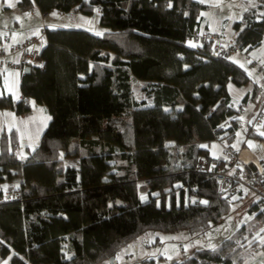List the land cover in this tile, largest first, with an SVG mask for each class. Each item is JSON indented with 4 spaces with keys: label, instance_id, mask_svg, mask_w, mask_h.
Returning a JSON list of instances; mask_svg holds the SVG:
<instances>
[{
    "label": "trees",
    "instance_id": "1",
    "mask_svg": "<svg viewBox=\"0 0 264 264\" xmlns=\"http://www.w3.org/2000/svg\"><path fill=\"white\" fill-rule=\"evenodd\" d=\"M17 5L22 11L35 6L42 15L55 10L89 16L96 10L108 31L45 28L40 66L21 72V99L0 96V109L27 113L33 102L49 114L26 155L17 153L15 132L0 135V196L4 187L19 192L0 200V264L6 258L10 264H99L111 257L115 262L143 233L194 235L220 221L233 195L218 193L214 176L195 171L194 164L198 156L216 159L202 143L231 147L240 112L226 87H240L249 76L211 43L187 44L193 30L205 31L199 16L208 6L196 0ZM230 29L229 38L241 48L264 43V0L245 9ZM133 81L141 83L139 98L132 94ZM244 131L260 138L249 124ZM178 182L194 186L207 203L177 205ZM247 212L254 215L245 226L215 247L168 264H243L246 242L264 250L251 232L261 225L264 234V214L256 201Z\"/></svg>",
    "mask_w": 264,
    "mask_h": 264
},
{
    "label": "crops",
    "instance_id": "2",
    "mask_svg": "<svg viewBox=\"0 0 264 264\" xmlns=\"http://www.w3.org/2000/svg\"><path fill=\"white\" fill-rule=\"evenodd\" d=\"M17 1L18 0H7L6 2V0H0V46L2 45V38L4 36H7L12 44H16L22 42L32 34H39L38 32L41 28H57L61 23L59 22L61 16H65L69 21L79 25L88 24L90 21L88 16L73 12L61 14L53 10L47 15H42L35 6L30 10L22 11L19 9ZM196 1L201 2V0ZM8 3L14 4L15 6L9 7L7 6ZM201 3L206 4L208 8L200 13L199 29L215 30L217 27H222L223 30L227 34L230 33L228 35L231 36L230 21L220 20L214 15H209L210 9L215 8L217 5L221 4L222 1L203 0ZM53 13L56 15H53ZM43 44L44 41H39L35 47L39 49ZM249 55L255 58L258 63L264 64V43L257 48L250 49ZM233 59H240L245 63V66H250L242 57H233ZM243 68L249 76V81L240 87L235 85L229 87V83L226 87L232 105L240 112L237 116L240 119V125L236 131V137L231 147L239 149L241 160L253 166L260 157L264 158V136L260 135V138L257 139L250 138L246 136L244 130L245 126L249 124L252 116L257 111L262 97H264V75L257 70V74L252 75L248 73V68ZM253 68L256 69V67ZM20 78L21 72L7 69L0 70V96L8 95L13 101L21 99L19 90ZM30 104L31 110L27 113L17 114L14 109H0V135L3 132H15L20 144L17 153L20 155H26L27 150H32L37 145L43 130L49 122V114L44 106L36 105L33 102H30ZM255 131L258 133L264 132L262 130ZM248 141H251L256 147H249ZM202 145L203 143L200 144L201 147H203ZM234 145L235 147H233ZM222 154L224 155L223 146ZM2 187H4V185ZM233 196L234 200H244L248 202L244 205V216L246 220H250L254 213L249 214L247 208L251 203L256 201V197L246 191H241ZM261 258L262 262H264V256Z\"/></svg>",
    "mask_w": 264,
    "mask_h": 264
},
{
    "label": "built area",
    "instance_id": "3",
    "mask_svg": "<svg viewBox=\"0 0 264 264\" xmlns=\"http://www.w3.org/2000/svg\"><path fill=\"white\" fill-rule=\"evenodd\" d=\"M44 38V28H41L39 34H32L16 44H12L10 39L4 36L0 46V70L23 72L26 66L30 68L40 66L38 49L35 46L39 41H44ZM188 39L196 45L209 42L221 58L242 57L248 65L256 67L258 72H264V64H258L257 60L249 55V49L241 48L232 41L222 27L208 31L193 30ZM249 127L253 130L264 131V97L252 116ZM194 170L213 175L218 193L237 195L241 191L250 192L256 197L257 211L264 214V158L260 157L253 166H250L241 160L239 149L224 148L223 157L213 161H209L204 156H198ZM175 186L174 197L177 205L180 203L183 205L205 204L201 201L206 200L196 195L194 186L189 187L179 182ZM17 197H19L18 191L4 187L0 200H11ZM166 205H168L167 200Z\"/></svg>",
    "mask_w": 264,
    "mask_h": 264
},
{
    "label": "rangeland",
    "instance_id": "4",
    "mask_svg": "<svg viewBox=\"0 0 264 264\" xmlns=\"http://www.w3.org/2000/svg\"><path fill=\"white\" fill-rule=\"evenodd\" d=\"M221 4L215 8L210 9L209 15H214L220 20L235 21L240 18L241 13L248 7L254 5L256 0H220ZM87 16V15H86ZM90 21L88 24H74L69 21L67 17L61 16L59 19L58 28H82L97 35H102L108 31L107 27L101 26L98 23V12L94 10L93 15L88 16ZM68 20V21H67ZM39 33V32H38ZM230 34V33H228ZM187 44L192 46L191 41H187ZM243 67L248 68V73L256 75V69L252 66H245V63L240 59L236 60ZM233 86L229 83L228 85ZM132 94L135 98L140 97V82H132ZM147 99V97H146ZM204 148L208 150L209 155L212 158H222V144L216 141H212L209 144L203 143ZM171 193L167 194L165 201L169 202ZM234 196L231 197L232 203L226 214L223 215L220 221L210 225V228L199 234L191 235L186 231H180L178 233H162V232H147L137 236L123 247L118 254L115 255V262L104 260L99 264H168L171 262H178L186 258L197 249H211L219 244L223 239L227 238L233 233V231L247 222L244 216V200H234ZM249 220V219H248ZM260 227L251 229L252 237L256 239L257 243H264V234H259ZM259 234V235H258ZM253 242V241H252ZM251 241L246 242V247L243 251L244 262L243 264H264L262 262V256H264V250L256 251L253 249ZM9 263V258L2 261L1 264Z\"/></svg>",
    "mask_w": 264,
    "mask_h": 264
},
{
    "label": "snow or ice",
    "instance_id": "5",
    "mask_svg": "<svg viewBox=\"0 0 264 264\" xmlns=\"http://www.w3.org/2000/svg\"><path fill=\"white\" fill-rule=\"evenodd\" d=\"M6 2H7V0H6ZM201 2H203V0H201ZM7 6H9V7H14L15 5H14V4H11V3H8ZM53 15H56V14L53 13ZM99 34H100V33H97V35H99ZM241 67H243V66H241ZM5 115H9V114H5ZM238 135H239V134H238ZM259 135L264 136V132H260ZM248 144H249V147H256L254 144H252L251 141H248ZM233 147H235V145H234ZM201 203H205V204H206L207 201H201ZM5 264H7V262H5Z\"/></svg>",
    "mask_w": 264,
    "mask_h": 264
},
{
    "label": "water",
    "instance_id": "6",
    "mask_svg": "<svg viewBox=\"0 0 264 264\" xmlns=\"http://www.w3.org/2000/svg\"><path fill=\"white\" fill-rule=\"evenodd\" d=\"M30 69H31V68H30L29 66H26V67L24 68L23 71H24L25 73H28V72L30 71Z\"/></svg>",
    "mask_w": 264,
    "mask_h": 264
}]
</instances>
